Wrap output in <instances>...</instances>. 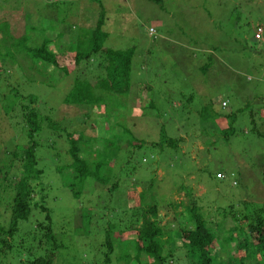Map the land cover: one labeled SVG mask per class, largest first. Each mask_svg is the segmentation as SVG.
Wrapping results in <instances>:
<instances>
[{
  "label": "rangeland",
  "instance_id": "1",
  "mask_svg": "<svg viewBox=\"0 0 264 264\" xmlns=\"http://www.w3.org/2000/svg\"><path fill=\"white\" fill-rule=\"evenodd\" d=\"M101 10L104 47L135 50L129 96L119 97V105L113 100L106 113L103 106L66 105L74 74L64 77L55 67L33 64L17 45L24 39L35 48L54 39L52 50H64L93 27ZM206 63L210 70L203 75ZM29 96L44 125L34 138L42 171L39 199L58 240L78 247L70 261L92 263L109 224L119 227L112 239L127 245L133 234L119 233L140 223L132 217L140 206L155 203L159 224L178 230L181 224L190 227L186 211L174 208L180 202L193 199L209 221L230 207L252 212L264 205V0H162V6L147 0H0V227L10 222L13 188L21 177L11 169V153L27 146L21 108ZM47 120L60 130L49 128ZM230 127L233 134H223ZM161 131L174 147L151 146L160 142ZM74 132L86 138L81 151L91 154L85 161L102 162L106 175L103 185L87 179L78 199L67 187L73 175L66 168V135ZM6 185L9 192L3 191ZM44 217L33 207L19 229L29 231ZM88 219L93 237L80 240L75 233L87 230ZM227 220L229 228L234 222ZM171 240L180 247L176 233ZM176 256L182 261L181 251ZM254 258L264 264L262 253Z\"/></svg>",
  "mask_w": 264,
  "mask_h": 264
},
{
  "label": "trees",
  "instance_id": "2",
  "mask_svg": "<svg viewBox=\"0 0 264 264\" xmlns=\"http://www.w3.org/2000/svg\"><path fill=\"white\" fill-rule=\"evenodd\" d=\"M147 1L162 6V0ZM104 21V12L101 10L93 27L83 34L76 35V38L71 40V44L63 45L64 50H52L51 43L54 39H45L39 47L35 48H29L27 40L19 39L20 45H17L22 48L33 64L39 67L43 65L55 67L64 77L74 74L72 88L64 99L66 105L103 106L106 113L110 110L113 100L116 102L115 105H119L122 104L119 97L129 96L135 50H115L104 47L108 38V34L103 30ZM152 37L156 39L154 35L150 38ZM261 37L262 30L257 27L254 39L258 41ZM200 69H202V74L206 75L210 70L209 63L203 64ZM142 89L147 88L143 85ZM28 98L29 105L21 108V119L26 127L28 139L27 146L23 152L16 150L11 153L13 156L11 169H19L21 177L15 182L13 188L10 222L0 227V264H82L70 261L73 260L72 251L78 247L73 243L64 244L58 240V234L56 233V236L52 230V219L43 204L44 200L39 199L42 190L37 189V182L40 180L42 171L37 167L35 157L37 143L34 138L42 131L44 125L38 118L36 108L31 106L36 102L35 97L29 96ZM191 98L188 99L191 100ZM223 102L226 101L223 100L221 104ZM150 107H153L152 103ZM5 113L7 114L8 110ZM220 119L221 115L215 119V122ZM47 123L52 130H60L58 125L50 120H47ZM222 131L223 134H233L231 127ZM160 138L159 143H151V146L174 147L175 141L167 139L163 131H161ZM85 139L84 134L79 132L66 135L69 143L68 154L71 158L66 168L73 175L72 182L67 187L76 199L80 197L83 186L87 184L84 183L87 179L94 180L101 185L106 180V175L100 172L103 167L102 162L85 161V155L91 154L87 152L84 155L81 151V144ZM3 179L6 181L4 177ZM78 184L79 189L75 190ZM8 187L6 185L3 191H8ZM36 198L37 202L34 201ZM193 202L191 199L186 205L180 202L176 205L177 208L174 206L175 209L183 208L186 211L188 225H190L187 228L181 224L178 230L166 229L159 224L158 208L155 203L140 206L136 213L133 212L130 215L135 213L132 217L139 216L140 223L125 227L126 229L119 233V238L124 233L133 234L132 238L126 240L127 245H123L119 239H112L119 227L111 229L113 224H109L103 240L97 246L96 259L90 264H175L176 261L177 264H258L254 258L256 253H262L264 256V205L252 212L241 209L235 211L230 207L229 212L222 216H214L213 221H209L195 209ZM33 207L45 213L43 221L36 223L29 231L19 229L20 222L28 221ZM179 215L183 214L180 212ZM228 217H231L234 224L226 228L224 224L228 221ZM82 218L83 216L81 220ZM215 218L217 220L214 223ZM89 221L90 219L87 221L88 228L85 232H83L84 227L78 225V227H83L75 233L80 240L93 237ZM173 232L176 233V238L180 239L179 248H176L171 240ZM61 234L71 235L66 231H61ZM71 237L74 238L72 235ZM231 245H234L235 257L231 254ZM180 251L183 254L182 261L176 256ZM223 256L227 257L226 263L222 260ZM141 258L147 261H142ZM23 260L26 261L23 262Z\"/></svg>",
  "mask_w": 264,
  "mask_h": 264
},
{
  "label": "built area",
  "instance_id": "3",
  "mask_svg": "<svg viewBox=\"0 0 264 264\" xmlns=\"http://www.w3.org/2000/svg\"><path fill=\"white\" fill-rule=\"evenodd\" d=\"M149 34H150L151 36H153V34H155V31L152 30V29H150V30H149ZM257 37H258V36H257ZM226 105H227V102H223V103H222V106H223V107H226Z\"/></svg>",
  "mask_w": 264,
  "mask_h": 264
},
{
  "label": "clouds",
  "instance_id": "4",
  "mask_svg": "<svg viewBox=\"0 0 264 264\" xmlns=\"http://www.w3.org/2000/svg\"><path fill=\"white\" fill-rule=\"evenodd\" d=\"M226 106H227V105H226ZM221 107L224 108V107L222 106V104H221Z\"/></svg>",
  "mask_w": 264,
  "mask_h": 264
}]
</instances>
